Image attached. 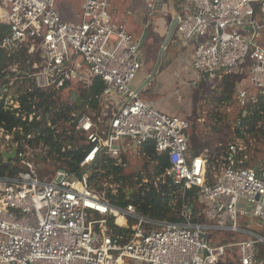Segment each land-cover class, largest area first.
I'll return each mask as SVG.
<instances>
[{
  "label": "built area",
  "instance_id": "built-area-1",
  "mask_svg": "<svg viewBox=\"0 0 264 264\" xmlns=\"http://www.w3.org/2000/svg\"><path fill=\"white\" fill-rule=\"evenodd\" d=\"M1 1L0 47L10 58L27 45L29 56L0 80L4 109L22 121L0 130V153L15 154L3 160L19 169L0 175V264H218L231 248L239 264H264V171L243 166L235 142L192 151L191 123L140 98L141 40L113 22L110 0H80L78 24L60 0ZM169 1L179 40L195 46L196 83L219 92L234 76L240 108L264 100V0ZM146 2L152 15L163 0ZM95 79L104 83L95 106L79 95L80 105L64 103ZM147 146L167 157L165 172L156 175L162 161L149 162ZM170 181L182 202L175 222L128 203Z\"/></svg>",
  "mask_w": 264,
  "mask_h": 264
},
{
  "label": "rangeland",
  "instance_id": "rangeland-1",
  "mask_svg": "<svg viewBox=\"0 0 264 264\" xmlns=\"http://www.w3.org/2000/svg\"><path fill=\"white\" fill-rule=\"evenodd\" d=\"M58 4L62 9H71L70 12L76 17L73 22L64 19L66 22L72 24H78L81 22V18H78L79 14L81 16L80 0H60ZM110 4L113 22L116 24H124L137 40L139 37V31H137L139 24L142 23L149 25L152 21L155 22V24L151 23L152 25H150V28L147 29L150 35V73H153L156 70L157 62L163 44L167 38L170 24L180 9H177L176 5L173 6L169 0H163L161 4L157 5L156 11L152 15L146 0H110ZM0 7L2 8L1 0ZM134 9H143V12H136ZM138 17L139 21L137 19ZM161 22L164 24L162 25ZM176 40L179 41L177 38ZM144 51H147L145 46ZM179 52H182V50L172 46L171 42L163 53L162 65L163 63L168 64L173 61L174 58L178 56ZM144 59L145 63H147L149 55L144 53ZM83 70L88 71V68L84 66ZM159 70H161V68ZM188 72L189 74H193L191 69H189ZM138 79L139 78L137 77L134 86V89L136 90L140 84ZM214 86V83L211 84L203 82L200 83V87L198 89L189 87V90L193 89L191 90L193 94L191 93L190 95V93H188V97L183 98L184 101L185 99L187 100V105H189V108L186 109V111L189 110L191 112L193 110V106H195V110L192 113L193 122L191 131L194 142L193 145L199 146L198 143L200 142H198V140H201V145L203 147L211 145V148H214L217 145L225 147L228 144L235 142L238 145H241L244 162L252 163V165L255 166L254 169H257L258 171H264V134H246L244 138H240L237 131L239 130L240 132L245 133V130L238 128L241 122L240 112L242 108L239 107L236 100L220 106L217 103V100H215L219 96V92L212 90ZM154 87L155 84L154 81H152L150 82V86L145 88L146 92H143L142 95L144 100H146L149 90L150 95H152ZM173 91L174 90H169L168 88L165 93L167 101L170 103H173L176 99V97L173 96ZM74 94L78 97L79 92H74ZM67 95L68 94H64V96ZM72 96L73 94L67 98H62L66 105L77 102V100L73 99ZM198 104L201 106L197 107ZM260 126H264V122H261ZM197 133L200 138H197ZM128 173L134 174L135 176V171ZM231 240L232 239L229 237H219L217 239L220 243H227ZM233 240L238 241V238H233ZM218 264H239V257L236 253V248H231Z\"/></svg>",
  "mask_w": 264,
  "mask_h": 264
},
{
  "label": "trees",
  "instance_id": "trees-1",
  "mask_svg": "<svg viewBox=\"0 0 264 264\" xmlns=\"http://www.w3.org/2000/svg\"><path fill=\"white\" fill-rule=\"evenodd\" d=\"M9 31V23L8 19L0 15V40L8 33ZM175 40V36L173 38ZM27 45H25L22 51L16 56H12L9 58L8 51L5 48L0 47V80L5 79V74L3 71L7 70L16 59V62L19 64V67L23 70V66H25L26 61L29 56ZM9 84V82H6ZM237 85V78L234 76L225 77L219 84L218 88L219 96L217 97V103L221 105L228 104L232 101H235V89ZM2 83L0 82V87ZM104 83L100 79H95L92 85L89 88H81L78 90L79 97L82 99L83 103L90 102L93 106H95V96L100 94L103 91ZM77 107V106H76ZM264 100L260 99L259 102L254 105H247L245 108H242L240 112L241 119V130H245V133L237 131L238 136L240 138H244V134H255L260 135L264 134V126H260L261 122H264ZM22 125V121L11 111H7L4 109L3 102L0 100V130L6 129L12 131L15 128L20 127ZM37 129H40L39 126H36ZM192 128V124H191ZM192 131V129H191ZM193 138L191 141L192 151L199 152L203 147L201 143H198L199 146L193 145ZM148 152V158L150 161H158L161 160L162 164L159 166H155L156 175L165 172V169L169 167V162L166 156H158L155 154L154 150H151L150 147H145V151ZM74 158L77 161L82 159V154L80 152L75 153ZM248 168H254L255 166L252 163L244 162L242 164ZM73 168L79 170V168L73 166ZM19 169L13 167L10 163H5L3 160V155L0 153V175H8L14 176L18 173ZM153 175L150 174V181H153ZM138 183L141 182V176ZM147 187L150 190H146ZM177 188L172 185L171 181L168 182V186L162 187L159 186L155 188L153 184H148L136 189L134 194L128 203H132L143 210L146 215H149L151 218L157 220H167L171 222H175L177 220V214L179 213L182 202L178 200L176 203L174 202L177 199ZM193 192H188V196L191 197ZM124 201V196L122 195L119 198V205H122ZM193 205L192 202H190ZM111 226L113 227V221H110ZM116 230V228H115ZM119 230V229H118Z\"/></svg>",
  "mask_w": 264,
  "mask_h": 264
},
{
  "label": "crops",
  "instance_id": "crops-1",
  "mask_svg": "<svg viewBox=\"0 0 264 264\" xmlns=\"http://www.w3.org/2000/svg\"><path fill=\"white\" fill-rule=\"evenodd\" d=\"M1 9V7H0ZM136 12L140 11V13L143 12V9H134ZM60 11L63 14L64 19L73 22L75 21L76 17L70 12L71 9H60ZM145 11V10H144ZM81 12V9H80ZM146 13V12H144ZM147 14V13H146ZM80 14L78 15V18H81ZM139 21V17L137 18ZM163 25L164 23L161 22ZM150 28L147 24H139V27H137V31H139V37L138 39H142L145 36L144 43L142 44V55H143V66L141 71L138 73V82L140 83L138 85V89H141L143 84L147 81V79L150 76H153L154 78L152 81H154L155 87L154 91L152 92V95H150V90L147 94L146 100L143 99L142 95L143 92H146L145 88L147 86H150V83L143 87L139 91L140 98H142L143 101L153 105L155 109H157L160 112L166 113L171 116H178L187 119L192 124V113L195 110V106H193V110L190 112L189 110L186 111V109L189 108V105H187V100H183L184 97H188V93H192L191 90L188 89L194 88L198 89L200 87V83H196V74L192 70V55L194 50V43H182L176 32L174 34L175 40L172 39V46L179 48L182 50V52L178 53V56L174 58L173 61H171L168 64L163 63L162 60L160 63L159 68L153 73H150V35L149 31L147 29ZM169 31V30H168ZM174 38V37H173ZM176 38L179 40L177 41ZM170 45V44H169ZM144 46L146 47V52L144 51ZM144 53L149 55V60L147 63H145L144 59ZM159 62V59H158ZM157 62V64H158ZM162 65V66H161ZM161 68V70H159ZM189 69L192 70L193 74H189ZM140 75V76H139ZM137 77L135 81L133 82V87L135 86V82L137 80ZM151 81V82H152ZM203 83V82H201ZM174 90L173 93L176 97L173 103H170L167 101L166 92L167 89ZM137 89V90H138ZM160 90V91H159ZM193 94V93H192ZM151 101V102H150ZM201 106L200 104L197 105V107ZM197 138L199 134L197 133ZM198 142L201 143V140H198Z\"/></svg>",
  "mask_w": 264,
  "mask_h": 264
},
{
  "label": "water",
  "instance_id": "water-1",
  "mask_svg": "<svg viewBox=\"0 0 264 264\" xmlns=\"http://www.w3.org/2000/svg\"><path fill=\"white\" fill-rule=\"evenodd\" d=\"M177 25H178V18H174L170 24V28H169V31H168V35H167V38L163 44V47H162V50H161V53H160V56H159V62L157 64V69L159 68L160 66V63H161V60H162V57H163V53L164 51L168 48L169 44L172 42V39L174 37V34L176 32V28H177ZM144 40H145V36L141 39L140 43H141V46L142 44L144 43ZM154 77L153 76H150L147 81L143 84V86L141 87V89L143 87H145L146 85H148V83H150L152 81ZM141 89H138L137 91L139 92ZM73 99L76 98V95L73 94L72 96ZM77 104L80 105L81 104V99L80 98H77ZM3 155V157L6 159V161L10 160L11 158L14 157V153L12 154H5V153H1Z\"/></svg>",
  "mask_w": 264,
  "mask_h": 264
}]
</instances>
